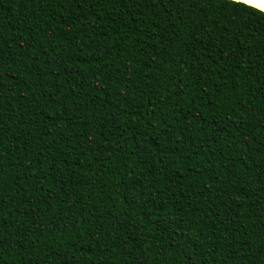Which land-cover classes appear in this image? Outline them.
<instances>
[{
  "label": "trees",
  "instance_id": "1",
  "mask_svg": "<svg viewBox=\"0 0 264 264\" xmlns=\"http://www.w3.org/2000/svg\"><path fill=\"white\" fill-rule=\"evenodd\" d=\"M0 264H264V12L0 0Z\"/></svg>",
  "mask_w": 264,
  "mask_h": 264
},
{
  "label": "water",
  "instance_id": "2",
  "mask_svg": "<svg viewBox=\"0 0 264 264\" xmlns=\"http://www.w3.org/2000/svg\"><path fill=\"white\" fill-rule=\"evenodd\" d=\"M232 1L244 3L246 5L252 6L264 12V0H232Z\"/></svg>",
  "mask_w": 264,
  "mask_h": 264
}]
</instances>
